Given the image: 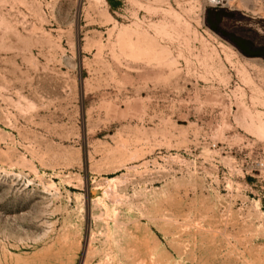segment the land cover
<instances>
[{
    "label": "rangeland",
    "instance_id": "obj_1",
    "mask_svg": "<svg viewBox=\"0 0 264 264\" xmlns=\"http://www.w3.org/2000/svg\"><path fill=\"white\" fill-rule=\"evenodd\" d=\"M0 264H264V0H0Z\"/></svg>",
    "mask_w": 264,
    "mask_h": 264
},
{
    "label": "built area",
    "instance_id": "obj_2",
    "mask_svg": "<svg viewBox=\"0 0 264 264\" xmlns=\"http://www.w3.org/2000/svg\"><path fill=\"white\" fill-rule=\"evenodd\" d=\"M212 2H214L215 3V5H218V4H221V1L222 0H211ZM224 1V0H223Z\"/></svg>",
    "mask_w": 264,
    "mask_h": 264
},
{
    "label": "bare ground",
    "instance_id": "obj_3",
    "mask_svg": "<svg viewBox=\"0 0 264 264\" xmlns=\"http://www.w3.org/2000/svg\"><path fill=\"white\" fill-rule=\"evenodd\" d=\"M222 1H223V0H222ZM230 1H232V0H230ZM242 1L246 3V2H248L249 0H242ZM240 2H241V1H240ZM248 9H249V8H248Z\"/></svg>",
    "mask_w": 264,
    "mask_h": 264
}]
</instances>
